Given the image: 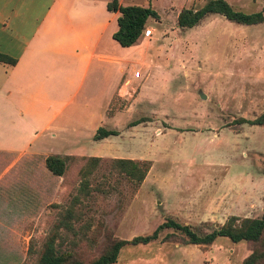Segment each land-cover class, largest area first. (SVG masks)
Returning <instances> with one entry per match:
<instances>
[{"label": "rangeland", "instance_id": "rangeland-1", "mask_svg": "<svg viewBox=\"0 0 264 264\" xmlns=\"http://www.w3.org/2000/svg\"><path fill=\"white\" fill-rule=\"evenodd\" d=\"M207 1L156 0L152 8L159 18L146 25L151 32L139 43L142 59L133 68L140 76L131 72V82L124 81L108 109L113 117L102 125L118 135L82 145L86 155L99 157L85 178L79 170L88 157L67 159L56 181L37 164L27 168L22 182L12 185L23 204L0 211L6 222L0 225V264H35L67 207L75 215L69 220L73 232L61 230V249L86 261L111 240L150 234L167 219L201 234L230 216L261 215L264 126L239 119L264 113V21L242 25L211 14L194 27L177 26L181 9H198ZM225 1L235 10L264 14V0ZM82 104L76 96L57 117L61 123L69 115L73 126L55 146L62 147L66 137L87 138L78 124ZM3 107L0 103L8 113L0 119V143L19 148V135L10 131L17 117L9 104ZM22 129L24 138L28 127ZM118 158L147 168L144 179L137 183L121 172ZM181 238L180 231L163 228L156 240L122 247L113 264H241L250 252L248 244L225 237L206 246L185 245Z\"/></svg>", "mask_w": 264, "mask_h": 264}, {"label": "crops", "instance_id": "crops-1", "mask_svg": "<svg viewBox=\"0 0 264 264\" xmlns=\"http://www.w3.org/2000/svg\"><path fill=\"white\" fill-rule=\"evenodd\" d=\"M109 1L0 0V53L15 59L13 65L0 62V103L3 108L11 106L10 114L18 122L10 131L22 141L19 148L0 143V211L9 212L23 204L15 199L18 192L12 185L22 182L27 168L37 164L45 176L56 181L60 176L45 166L48 155L90 157L82 145L107 138L93 140V135L113 117L108 115L109 106L121 95L124 81L131 82V72L142 59L139 43L146 39L122 47L112 38L119 14L107 9ZM117 1L122 6L154 7L156 3ZM76 96L83 103L79 128L87 138L66 137L62 147H57L56 140L73 125L69 115L61 123L56 119ZM7 113L0 110V119ZM23 125L28 127L24 138ZM45 136L48 143L31 148V143ZM52 146L55 150L45 148ZM5 223L0 218V225Z\"/></svg>", "mask_w": 264, "mask_h": 264}, {"label": "trees", "instance_id": "trees-1", "mask_svg": "<svg viewBox=\"0 0 264 264\" xmlns=\"http://www.w3.org/2000/svg\"><path fill=\"white\" fill-rule=\"evenodd\" d=\"M107 9L112 12H118L117 29L112 34V38L122 47H128L136 44L143 38V31L147 25L148 19H158V13L151 6H122L117 0H110ZM211 14L223 16L226 20L242 25H253L264 21L262 11L244 13L233 9L225 0H208L198 9L183 8L177 14L176 22L180 28H191L199 24L204 18ZM0 62L9 65L15 64V59L0 53ZM250 125L264 126V113L252 120L239 119ZM135 124V123H134ZM118 135L117 130L97 128L93 135V140H101L108 136ZM70 157H60L58 155H48L45 158L46 168L56 176H62L66 161ZM99 161V157L90 156L86 159L79 173L82 178L90 174L92 167ZM115 165L125 175L140 183L147 172V168H142L132 159L118 158L114 159ZM87 181L84 180L83 183ZM74 211L71 207L63 210L60 217L53 224L46 240L43 243L41 251L35 264H113L116 262L119 251L126 245L147 244L158 238V233L163 228H172L180 231L183 239L181 243L185 245H210L217 237L228 238L232 243L243 241L250 246L249 254L241 261V264H264V210L259 217L238 218L230 216L225 223L216 229L207 233L198 234L190 229L188 225H182L172 219H167L158 225L150 234L137 235L129 240L114 239L111 240L101 250V252L91 260H84L73 250H62L61 230L73 232L69 222L74 218ZM170 234L164 237V240L170 238ZM57 239L60 241L57 242ZM71 245H74L71 242Z\"/></svg>", "mask_w": 264, "mask_h": 264}, {"label": "built area", "instance_id": "built-area-1", "mask_svg": "<svg viewBox=\"0 0 264 264\" xmlns=\"http://www.w3.org/2000/svg\"><path fill=\"white\" fill-rule=\"evenodd\" d=\"M150 32H151V30L149 28L145 29L143 31V37L149 36L150 35ZM139 76H140V72L139 71H134L133 72V77L134 78H138Z\"/></svg>", "mask_w": 264, "mask_h": 264}, {"label": "water", "instance_id": "water-1", "mask_svg": "<svg viewBox=\"0 0 264 264\" xmlns=\"http://www.w3.org/2000/svg\"><path fill=\"white\" fill-rule=\"evenodd\" d=\"M199 96H200L201 98H205V95H204L203 93H200Z\"/></svg>", "mask_w": 264, "mask_h": 264}]
</instances>
